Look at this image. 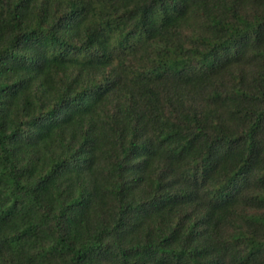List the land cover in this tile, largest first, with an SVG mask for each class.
Masks as SVG:
<instances>
[{
	"label": "trees",
	"instance_id": "1",
	"mask_svg": "<svg viewBox=\"0 0 264 264\" xmlns=\"http://www.w3.org/2000/svg\"><path fill=\"white\" fill-rule=\"evenodd\" d=\"M0 264H264V0H0Z\"/></svg>",
	"mask_w": 264,
	"mask_h": 264
}]
</instances>
